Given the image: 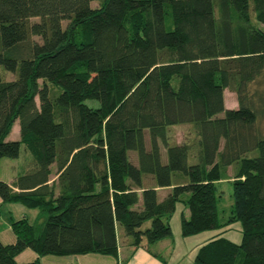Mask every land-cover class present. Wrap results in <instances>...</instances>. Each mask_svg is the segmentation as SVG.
<instances>
[{
  "label": "trees",
  "instance_id": "1",
  "mask_svg": "<svg viewBox=\"0 0 264 264\" xmlns=\"http://www.w3.org/2000/svg\"><path fill=\"white\" fill-rule=\"evenodd\" d=\"M263 83L264 0H0V169L19 162L0 198L38 212L13 220L0 264H43L19 263L27 249L118 257L121 237L170 236L180 202L184 236L220 230L193 264H264ZM179 125L192 135L172 142Z\"/></svg>",
  "mask_w": 264,
  "mask_h": 264
},
{
  "label": "rangeland",
  "instance_id": "2",
  "mask_svg": "<svg viewBox=\"0 0 264 264\" xmlns=\"http://www.w3.org/2000/svg\"><path fill=\"white\" fill-rule=\"evenodd\" d=\"M93 6L96 7L97 4L93 3ZM6 73V72H5ZM5 78L7 80H12L14 78L13 75H10L7 73L5 75ZM254 89V88H253ZM257 89H259L260 92L264 91V83L262 86H257ZM225 101H226V107L233 109L239 107L238 97L237 94L234 92H231L230 90L225 91ZM91 104L94 106H97L98 103L96 101H92ZM260 121V129L262 130L264 134V115L261 117ZM192 135V127L190 125H179L171 129L170 131V137L172 142H183L188 137H191ZM20 139V126L19 122L17 121L14 124V127L12 129V132L7 137V140H19ZM148 139V135H147ZM26 153V150L24 147L21 149V157H23ZM30 155V154H29ZM131 159L133 162H137V155L136 153H131ZM18 160L17 159H11V158H5L1 161V179L5 182L11 181L15 174L16 170L18 168ZM239 165L235 164L232 166V168L229 170V175L232 176V173L238 169ZM234 169V170H233ZM218 187V196H219V211H220V218L222 222L228 221L230 215H231V208L234 203L233 197H232V184H230L227 181L220 182L217 185ZM166 192L163 190L160 193V198L162 199ZM21 205L14 206V210L10 208L9 204H2L1 198H0V235H2L4 238L7 233H10L11 228V218L14 219H20L23 216H27V218H31L34 215V211H30L29 209L22 208ZM185 206L182 202L177 204L176 210L166 215L162 222L169 223L172 229V234L166 238L160 239L154 243H149L147 238H144V245L147 248V251L152 254L154 257H159L162 259L163 264H193L196 254L200 248L201 245L206 243L210 238L220 233V230L218 229H212L207 230L204 232H201L199 234H195L193 236H184L182 232V212L184 210ZM24 209V210H22ZM188 215V211L186 213ZM189 217V216H188ZM151 222H148L145 224V228L150 226ZM241 225L239 223H232L229 226V231L224 234L227 238L234 241L235 243H241L242 240V234L240 232ZM130 240V243L133 244V240L130 238H127ZM127 240V241H128ZM124 244V243H123ZM134 247V245H132ZM131 249V248H130ZM25 257V256H22ZM127 259L125 258L124 261ZM123 260H121L122 263Z\"/></svg>",
  "mask_w": 264,
  "mask_h": 264
},
{
  "label": "crops",
  "instance_id": "3",
  "mask_svg": "<svg viewBox=\"0 0 264 264\" xmlns=\"http://www.w3.org/2000/svg\"><path fill=\"white\" fill-rule=\"evenodd\" d=\"M16 175H17V170L14 178L8 183L10 184L13 183L16 179ZM163 191L166 193L168 192L167 189H163ZM16 205H20V204H12L10 205V208L14 210L13 208ZM22 208H26V207L23 206ZM30 211H34V210H30ZM34 212L35 213L32 216V219L29 218L30 220H34L37 217L38 212L37 211ZM188 216H189V211L187 217ZM12 222H13V218H11V228L9 229L10 233H7L5 238L2 235H0L1 241L5 244H13L16 241V236L12 230ZM127 240L128 239H125L123 237H121V239L119 240L118 257L105 256L100 254H87V255H71L65 257L45 256L40 258L34 251L27 249L25 252H23L17 257V261L19 263H27L40 259V261L43 264H122L123 262H125V264H163L162 259H160L159 257H154L155 255L153 256L147 251V248L145 247L144 243L142 244L141 247H135V246L133 247L132 244L130 243V240L128 241ZM125 258L127 259L126 261H124ZM121 260H123L122 263Z\"/></svg>",
  "mask_w": 264,
  "mask_h": 264
}]
</instances>
